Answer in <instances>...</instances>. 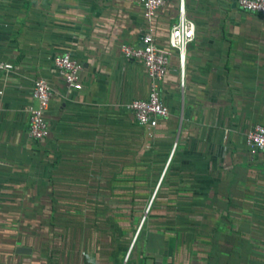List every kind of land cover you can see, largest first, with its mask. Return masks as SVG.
Listing matches in <instances>:
<instances>
[{"label":"crops","instance_id":"0c3cea01","mask_svg":"<svg viewBox=\"0 0 264 264\" xmlns=\"http://www.w3.org/2000/svg\"><path fill=\"white\" fill-rule=\"evenodd\" d=\"M195 21L183 83L167 37L180 0L154 21L170 51L153 128L126 104L147 96L122 56L147 26L139 0H0V264H264V15L236 0H183ZM82 63L69 87L53 57ZM53 94L46 137L27 133L33 82Z\"/></svg>","mask_w":264,"mask_h":264},{"label":"built area","instance_id":"2783aa9c","mask_svg":"<svg viewBox=\"0 0 264 264\" xmlns=\"http://www.w3.org/2000/svg\"><path fill=\"white\" fill-rule=\"evenodd\" d=\"M167 0H139L147 26L140 39L141 44L121 43L119 50L123 57L140 61L150 79V87L146 97L134 98L126 106L132 111L137 123L146 128H153L158 121L169 113L168 106L159 91L160 82L164 79L170 62V51L161 47L156 41L153 21L159 9ZM238 5L248 11L264 15V0H236ZM196 24L188 17L184 8V1L180 0L176 22L171 26L167 44L178 55L180 64V83H183V63L186 46L194 39ZM56 70L63 76L65 83L72 89H81L80 72L82 63L69 51H64L53 57ZM0 68L9 70L12 64L0 63ZM47 79L37 77L33 82L31 102L26 110L29 116L27 133L29 137L38 141L49 133V126L45 118L50 98L53 94ZM245 142L250 151H264V124H254L248 131Z\"/></svg>","mask_w":264,"mask_h":264}]
</instances>
